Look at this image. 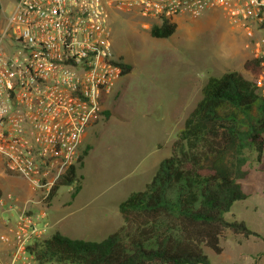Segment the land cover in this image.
Wrapping results in <instances>:
<instances>
[{"label": "built area", "instance_id": "built-area-1", "mask_svg": "<svg viewBox=\"0 0 264 264\" xmlns=\"http://www.w3.org/2000/svg\"><path fill=\"white\" fill-rule=\"evenodd\" d=\"M109 8L155 24L218 9L253 40L255 84L264 91V0H13L0 35V158L32 196L5 224L0 264L34 263L29 246L49 227L52 189L79 165L82 137L122 74ZM77 185L75 179L69 191Z\"/></svg>", "mask_w": 264, "mask_h": 264}, {"label": "rangeland", "instance_id": "rangeland-1", "mask_svg": "<svg viewBox=\"0 0 264 264\" xmlns=\"http://www.w3.org/2000/svg\"><path fill=\"white\" fill-rule=\"evenodd\" d=\"M12 6L13 0H0V35ZM108 15L114 50L121 62L130 65V71L121 74L106 95L103 109L109 112L108 119L101 116L86 133L90 149L78 169L77 196L70 199L68 185L59 188L64 202L68 201L66 218L71 229L67 235L92 241L103 239L121 223L118 203L143 188L158 161L170 155L171 144L202 98L208 77L238 70L251 78L243 63L253 57V40L218 9L198 16L179 15L176 31L168 38L151 36L155 23L133 11L109 8ZM3 44L7 45L6 40ZM241 151L247 159L244 168L249 170L241 187L248 197L234 202L232 213H224V217L235 219L240 214L237 219H243L260 236L245 238L227 231L221 254L204 249L209 264H264V165L256 161L251 149ZM224 153L227 164L235 161V150L228 147ZM13 177L28 188L19 175ZM242 204L249 206L245 212L240 210ZM3 214L0 209V217ZM110 215H117L119 222L95 227ZM46 219H50L48 213ZM51 224L44 238L55 231ZM2 232L1 227L0 236ZM3 248L0 239V252Z\"/></svg>", "mask_w": 264, "mask_h": 264}, {"label": "trees", "instance_id": "trees-1", "mask_svg": "<svg viewBox=\"0 0 264 264\" xmlns=\"http://www.w3.org/2000/svg\"><path fill=\"white\" fill-rule=\"evenodd\" d=\"M176 28V22L163 19L149 32L156 38H168ZM120 65L123 75L130 71L129 64L120 60ZM243 67L251 78L238 70L208 77L202 98L171 144L170 155L159 162L143 188L130 192L118 204L121 223L115 230L99 241L55 231L29 246L34 262L209 264L204 249L221 254L227 231L260 236L244 221L224 217L235 201L248 196L241 187L249 174L242 148L254 151L256 161L264 165V91L255 84L260 73L258 59H246ZM227 146L236 155L228 164L224 158ZM81 161L57 182L50 199L60 186L75 179L79 183Z\"/></svg>", "mask_w": 264, "mask_h": 264}, {"label": "crops", "instance_id": "crops-1", "mask_svg": "<svg viewBox=\"0 0 264 264\" xmlns=\"http://www.w3.org/2000/svg\"><path fill=\"white\" fill-rule=\"evenodd\" d=\"M108 115H109V112L107 110L103 109V114H102L101 119H105V118L108 119ZM97 122H94L91 125H89L88 128L86 129V132L84 133V135L82 137L81 147H82V150H83V155H82L81 164H80L79 167H77V177L79 178L78 186H79L80 180H81V176L78 174V169L83 166L84 158L87 156L88 151L90 149L89 143L86 142V133L89 132V130L91 128H93V126H96ZM84 150L86 151L85 153H84ZM160 161H158V163ZM0 178H1L2 182H3V183H0V189L2 191V195L0 197V209H2V211L4 212V214L0 217V229L2 227V230L4 231L5 224L13 222V220L15 218V215H16V212H17L16 206L18 204L20 205V203L25 201L26 199L31 198L32 190H31L29 184H27V182L22 178L25 181V183H26V185L28 187L27 189H29V195H26L27 194V189L25 188V185L24 184L23 185L22 184H17L15 182L16 180L14 179L13 174H8V173L5 172V170L3 168V161H2L1 158H0ZM65 186H67V185H65ZM59 188L56 190L54 196L52 197V199H51V201L49 203V206L47 208V213H48V217L52 220V224L55 226V231H58L61 234L68 236L67 234H68V232L71 229V223L66 218L68 216V213L66 212V204L68 203V201L65 198L66 202H64V200L62 199L61 194H59ZM79 188H78L77 192H75V193L71 192V191H68L71 200L74 199L75 196H77ZM21 193H23L24 196L19 195ZM9 195L12 196V197H15L17 201H14V200L8 198ZM233 207H231V210H230L231 213H232V211L234 209ZM117 208H118V205H117ZM248 208H249V206H246V204H242L240 210L245 212ZM237 214H238V212H237ZM117 215H115V216L114 215H110V216H106L105 218H102L101 220L98 221V223L95 225V227L102 228L103 226L109 225V223H111V222L112 223L114 222L113 224H117L119 222V220H118L119 218H118ZM237 218H240V214H238V217H236L235 219H233V218L230 219L229 218V220H238ZM50 219H47V220H49V222L51 224V220ZM238 221H244V220L242 219V220H238ZM52 224H51V226H52ZM119 225H120V223H118L113 230H115ZM251 230H253V229H251ZM112 231H110V232H112ZM253 231H255V230H253ZM248 237H245V238H248ZM244 256L245 255H241L240 254V257L244 258Z\"/></svg>", "mask_w": 264, "mask_h": 264}]
</instances>
